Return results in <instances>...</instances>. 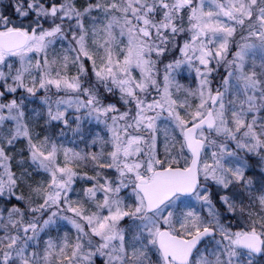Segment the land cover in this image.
<instances>
[{
  "label": "snow or ice",
  "instance_id": "snow-or-ice-1",
  "mask_svg": "<svg viewBox=\"0 0 264 264\" xmlns=\"http://www.w3.org/2000/svg\"><path fill=\"white\" fill-rule=\"evenodd\" d=\"M0 264H264V0H0Z\"/></svg>",
  "mask_w": 264,
  "mask_h": 264
}]
</instances>
